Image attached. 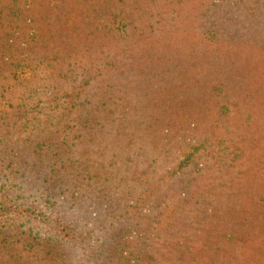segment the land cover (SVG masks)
<instances>
[{
	"label": "trees",
	"instance_id": "obj_1",
	"mask_svg": "<svg viewBox=\"0 0 264 264\" xmlns=\"http://www.w3.org/2000/svg\"><path fill=\"white\" fill-rule=\"evenodd\" d=\"M79 5L62 79L85 84L54 107V29ZM260 36L264 0H0V93L20 101L0 107V264H264ZM215 235L241 247L209 253ZM76 236L99 259L65 249Z\"/></svg>",
	"mask_w": 264,
	"mask_h": 264
},
{
	"label": "rangeland",
	"instance_id": "obj_2",
	"mask_svg": "<svg viewBox=\"0 0 264 264\" xmlns=\"http://www.w3.org/2000/svg\"><path fill=\"white\" fill-rule=\"evenodd\" d=\"M133 2L136 3V1H133ZM239 6H241V4H239ZM81 7L84 8L85 6L79 5L78 10L76 12V17H75L76 21H81L80 24H78V25L72 24L70 27H63V25L59 24V26L57 25L56 28L54 29L55 35H57V37L53 41V49L56 50V54H58L59 56H58V62L52 63L50 65V68L48 69L49 73H48V78H47L48 82L51 81L49 89L52 92V95H53L52 98H56L52 102L54 107L63 108L65 105L68 104L65 101L66 100L70 101L71 95H69V94L76 91L77 85L83 86L85 84V83H82V78L75 79L74 82H70V83H68V80H66L64 82L62 79V72L64 71L63 70L64 66L67 65V59L69 56L72 57V59L74 60V65H73L72 69H74L76 71L75 74L78 75V73H80V70H81V65L78 61V53H80V51H81L80 44H81V40L83 39L80 36V33H81L80 26H82V22L85 23V21H86V19L83 18V16L81 15V13L83 14V11H84V10L80 9ZM91 10H92L91 7L85 9V11H88L90 13H91ZM248 18H251L255 21H259L256 18V15H253V16L248 17ZM151 22H154V18L151 19ZM69 30H71V31H69ZM221 36H223V35H221ZM260 38H261L260 40L263 41V45H264V37L260 36ZM171 52H172V50L170 51V53ZM237 54H240L241 56H243V54H241V51H237ZM237 56L239 57V55H237ZM241 56L239 57V59H242ZM235 67L241 71V63L240 62H239V64L235 65ZM172 69H175V68L173 67ZM247 69H248V67L246 68L245 71H243L244 79H240V81H237L239 83L242 91H251L252 90L247 84H244L245 79L247 80L251 77L253 78V76H254V71L249 70V71H252L253 73H248L249 71ZM148 74H150V67L147 68L145 75H148ZM121 76H123V75H121ZM132 76H134V74L129 73L126 77H128L129 79H136V78H131ZM256 76H257V78H261V81L264 85V71L257 72ZM81 77H83L82 73H81ZM173 81L177 85L178 81H175V80H173ZM227 81L231 82L230 80H226L225 82H227ZM206 82L208 84H213V83H215V80L214 79H208ZM143 83H148V84L160 83L161 85H164L166 83L168 85L171 84L169 82V80L164 81L158 77H146V79L145 78L143 79ZM0 85L4 86L3 83H0ZM258 88L260 90L263 89L261 86H258ZM0 91H1V87H0ZM3 91H4V89H3ZM27 92L31 93L32 98L34 99V101L37 100L38 104L45 102V100L50 95V91H27ZM169 92H171V91H165V93L167 95L169 94ZM181 92H183V91H181ZM150 93L152 95L153 91H150ZM158 93L162 94V91H158ZM182 102H184V101H182ZM15 103H16V100H9L8 98H5L2 93H0V107L11 106L12 108H15L16 106L19 105L20 101H18L16 104ZM185 103L186 102L181 103L180 106L184 108L186 106ZM2 109L3 108H0V110H2ZM76 118H77V116L75 117V119ZM168 121H170V119H168ZM2 129H3V127H0V131ZM51 130L52 129H50V131ZM17 146L19 148V145H17ZM19 151H20V149H19ZM29 171H30V169H29ZM30 173H31V171H30ZM56 179L57 180L61 179V180L55 181ZM34 181H35L34 184L37 186L42 184L41 182H38L37 180H34ZM44 181H45V179H44ZM46 182H48V184H52V186L56 185V184H60V183L63 184L62 178L60 177V175L57 176L56 178H54V180L52 179V180H50V181L48 180ZM58 182H60V183H58ZM64 182H65L64 185H68L67 181H64ZM76 207H77V209L79 208V210H85V208H83L79 205H77ZM219 223L222 225H226L228 223L230 225V228L234 232H238V231L241 232V224H236V223L230 224L227 221V219L225 218V216L220 220ZM215 237H216L215 241H213L212 243L211 242L208 243L207 251L209 253L215 252L217 249H223L225 251V255L227 252H228V255L229 254L235 255L237 249L241 247V242H238V241L235 242L233 240L228 241V239H226L227 240L226 241L221 236H216V235L213 236V240ZM91 241H93V240H89V241L87 240V243H86L83 240V238L80 239L77 236L71 237L70 239H68L65 242V244L67 246H69V248L67 247L65 249L68 250L71 248L72 250H74L76 252L77 255H80L84 251H89L90 255L94 261L95 259H99V258H96V255L99 254L100 252H99V250H97L95 248V245H98L100 243V241L99 240L98 241L95 240L93 242H91ZM106 242H108V241H106ZM166 250H170V249H166ZM27 256L31 258L30 255L24 256V262L23 263L24 264H32L33 261L29 260V258ZM89 263L90 262H88L87 264H89ZM98 263H100V262H98ZM182 264H185V263H182Z\"/></svg>",
	"mask_w": 264,
	"mask_h": 264
}]
</instances>
